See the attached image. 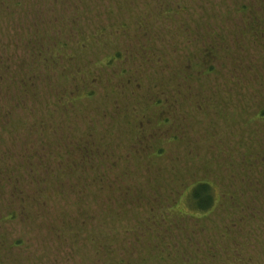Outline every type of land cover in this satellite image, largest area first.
<instances>
[{
	"label": "rangeland",
	"instance_id": "1",
	"mask_svg": "<svg viewBox=\"0 0 264 264\" xmlns=\"http://www.w3.org/2000/svg\"><path fill=\"white\" fill-rule=\"evenodd\" d=\"M0 264H264V0H0Z\"/></svg>",
	"mask_w": 264,
	"mask_h": 264
},
{
	"label": "trees",
	"instance_id": "2",
	"mask_svg": "<svg viewBox=\"0 0 264 264\" xmlns=\"http://www.w3.org/2000/svg\"><path fill=\"white\" fill-rule=\"evenodd\" d=\"M117 58H118L117 55L111 56L110 59L106 60V64L110 63L112 60L113 61L116 60ZM104 63H105V60L100 61L98 64H95V69L96 68L101 69V67L104 66ZM261 115H263L262 112L256 115L254 119H259ZM87 149L89 148L87 147L80 148V150H83L82 154H85V153L87 154L83 158V160L90 161L88 156H91V155H89L88 153H91V152L87 151ZM84 150H86V152H84ZM85 166L87 167V165ZM11 189L16 191L15 182L12 183ZM58 193H56V196L62 195L61 192L59 194ZM48 197L53 199V197L49 193L46 192L44 196L42 197V199H45V201H43V207H44V204H47L50 201L47 199ZM183 199L186 201L187 205L192 210V212L196 215L198 214L199 216L201 215L205 216L209 214V212L212 211L214 207H216V205L219 203V196L218 197L216 196V191L214 190V186L208 182L207 183L199 182V183H196L195 185H192L186 188L185 193L182 195V200Z\"/></svg>",
	"mask_w": 264,
	"mask_h": 264
}]
</instances>
